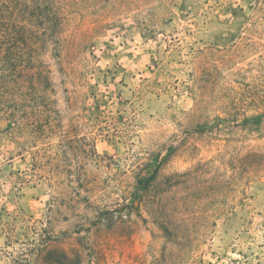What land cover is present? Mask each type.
Returning <instances> with one entry per match:
<instances>
[{"label": "rangeland", "instance_id": "obj_1", "mask_svg": "<svg viewBox=\"0 0 264 264\" xmlns=\"http://www.w3.org/2000/svg\"><path fill=\"white\" fill-rule=\"evenodd\" d=\"M67 2L63 119H0V213L92 264H264V0Z\"/></svg>", "mask_w": 264, "mask_h": 264}, {"label": "trees", "instance_id": "obj_2", "mask_svg": "<svg viewBox=\"0 0 264 264\" xmlns=\"http://www.w3.org/2000/svg\"><path fill=\"white\" fill-rule=\"evenodd\" d=\"M70 7L67 0H0V119L10 121L19 133L37 136L38 132L30 143L63 119L53 72L43 56L49 45L57 46L63 39ZM43 156L36 158L38 185L49 164ZM159 168L147 175L141 187L143 197ZM48 231L44 215L37 219L23 210L4 209L0 213V264H92L81 249L70 253L56 247ZM172 255L190 257L185 252Z\"/></svg>", "mask_w": 264, "mask_h": 264}]
</instances>
